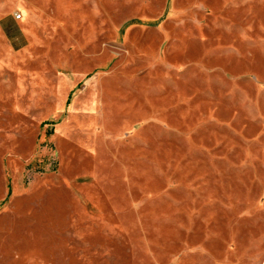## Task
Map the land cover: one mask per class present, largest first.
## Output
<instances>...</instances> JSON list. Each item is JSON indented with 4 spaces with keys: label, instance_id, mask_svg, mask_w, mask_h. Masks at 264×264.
Returning a JSON list of instances; mask_svg holds the SVG:
<instances>
[{
    "label": "rangeland",
    "instance_id": "374dc122",
    "mask_svg": "<svg viewBox=\"0 0 264 264\" xmlns=\"http://www.w3.org/2000/svg\"><path fill=\"white\" fill-rule=\"evenodd\" d=\"M0 264H264V0H0Z\"/></svg>",
    "mask_w": 264,
    "mask_h": 264
}]
</instances>
